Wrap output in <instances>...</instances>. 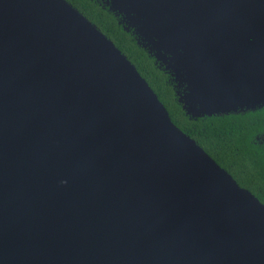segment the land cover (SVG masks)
<instances>
[{"label": "water", "instance_id": "1", "mask_svg": "<svg viewBox=\"0 0 264 264\" xmlns=\"http://www.w3.org/2000/svg\"><path fill=\"white\" fill-rule=\"evenodd\" d=\"M191 117L264 107V0H102ZM0 264H264V204L67 0H0Z\"/></svg>", "mask_w": 264, "mask_h": 264}, {"label": "trees", "instance_id": "2", "mask_svg": "<svg viewBox=\"0 0 264 264\" xmlns=\"http://www.w3.org/2000/svg\"><path fill=\"white\" fill-rule=\"evenodd\" d=\"M94 23L135 65L165 105L171 120L193 138L237 183L264 204V156L250 135L264 126V107L246 113L191 117L182 108L178 87L154 57L137 44L119 16L102 0H67Z\"/></svg>", "mask_w": 264, "mask_h": 264}, {"label": "flooded vegetation", "instance_id": "3", "mask_svg": "<svg viewBox=\"0 0 264 264\" xmlns=\"http://www.w3.org/2000/svg\"><path fill=\"white\" fill-rule=\"evenodd\" d=\"M262 109H264V108H262ZM247 111H249V110L241 111V113L244 114ZM220 115H222V114H220ZM250 137H251V140L253 141V143H257L256 145L260 148V153H262L264 156V126H262V128H260V129H256V131L254 133H252L250 135Z\"/></svg>", "mask_w": 264, "mask_h": 264}]
</instances>
